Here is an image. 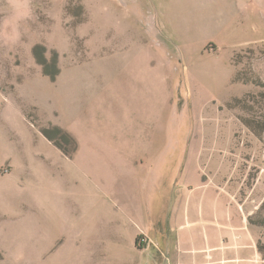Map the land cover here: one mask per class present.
<instances>
[{
  "label": "rangeland",
  "instance_id": "rangeland-1",
  "mask_svg": "<svg viewBox=\"0 0 264 264\" xmlns=\"http://www.w3.org/2000/svg\"><path fill=\"white\" fill-rule=\"evenodd\" d=\"M12 2L0 0V19ZM26 3L16 39L0 28V264H111L79 252L85 191L125 166L167 174L159 169L181 164L171 154L204 120L216 146L231 132V146L246 149L264 132V43L222 44L216 61L231 56L234 74L210 91L189 67L214 47L201 40L232 23L206 10L208 0ZM123 44L146 59V83L157 70L162 85L139 120L117 118L126 96L137 95L136 65H121Z\"/></svg>",
  "mask_w": 264,
  "mask_h": 264
},
{
  "label": "crops",
  "instance_id": "crops-1",
  "mask_svg": "<svg viewBox=\"0 0 264 264\" xmlns=\"http://www.w3.org/2000/svg\"><path fill=\"white\" fill-rule=\"evenodd\" d=\"M208 1L206 10L232 24L222 26L218 37L203 36L201 44L214 47L200 51L201 61L195 57L189 71L197 73L196 83L203 89L216 91V85L234 74L231 56L218 66L221 45L233 51L264 43V0ZM126 48L121 65H136L137 95L134 101L126 96L117 118L125 121L132 113L139 120L140 109L151 102L149 93L159 92L162 85L157 70L146 83L140 73L148 72L146 59ZM110 73L109 68L106 74ZM194 87L190 80L192 94L198 91ZM203 125L207 127L205 120ZM205 127H191L186 148L171 154L182 155L181 164L159 169L167 174L125 166L116 174L106 172L101 188L85 191L75 233L79 252L89 256L94 251L101 262L111 264H264V132L259 135L263 133V139L253 134L249 146L240 149L231 146V132L216 146ZM153 152L143 154L156 155ZM140 231L148 236L143 246L136 243Z\"/></svg>",
  "mask_w": 264,
  "mask_h": 264
},
{
  "label": "clouds",
  "instance_id": "clouds-1",
  "mask_svg": "<svg viewBox=\"0 0 264 264\" xmlns=\"http://www.w3.org/2000/svg\"><path fill=\"white\" fill-rule=\"evenodd\" d=\"M11 13L0 19V28L8 39H16L19 35L18 27L20 22L30 15L26 0H13Z\"/></svg>",
  "mask_w": 264,
  "mask_h": 264
},
{
  "label": "built area",
  "instance_id": "built-area-1",
  "mask_svg": "<svg viewBox=\"0 0 264 264\" xmlns=\"http://www.w3.org/2000/svg\"><path fill=\"white\" fill-rule=\"evenodd\" d=\"M137 237L139 246H143V243H146L148 241V236L144 231H140Z\"/></svg>",
  "mask_w": 264,
  "mask_h": 264
},
{
  "label": "trees",
  "instance_id": "trees-1",
  "mask_svg": "<svg viewBox=\"0 0 264 264\" xmlns=\"http://www.w3.org/2000/svg\"><path fill=\"white\" fill-rule=\"evenodd\" d=\"M235 79L237 80V78H235ZM261 129H264V125H263V127H262ZM256 132H257V131H256ZM49 137H50V136H49ZM137 238H138V237H137ZM137 238H136V243L138 242V241H137Z\"/></svg>",
  "mask_w": 264,
  "mask_h": 264
}]
</instances>
